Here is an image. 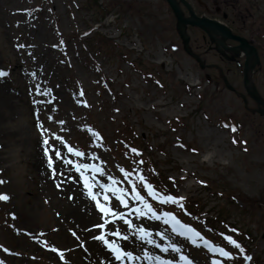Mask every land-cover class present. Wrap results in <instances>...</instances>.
Returning <instances> with one entry per match:
<instances>
[{"label":"rangeland","instance_id":"obj_1","mask_svg":"<svg viewBox=\"0 0 264 264\" xmlns=\"http://www.w3.org/2000/svg\"><path fill=\"white\" fill-rule=\"evenodd\" d=\"M22 1V4L6 9L10 19L0 21V69L11 72L8 84L11 83V90L16 94V103L24 109L20 124L26 123L27 132L30 134L29 138H20L19 132L14 130L15 127L10 122L0 127V195L8 197L7 201L0 199V203L4 204L0 208L2 261L7 264H73L78 259L79 249L84 251L79 237H75V234L78 235L76 226L62 227L59 221L62 214L55 212L46 198L38 196L36 168L31 162H27L30 160L27 151L29 153L30 147L35 146L38 141L40 147L37 146V149L45 156V139H50L58 149L65 148L60 141L55 140V135H59L75 151L84 153L79 161L104 169L106 183L111 184L108 177H113L119 182L117 186L124 190L126 197L127 193H134V182L136 189H140L144 200H147L138 177L143 174L148 178V174L138 164L137 158L130 164L127 155L121 157L117 153L115 135L119 126L128 123L129 127L134 126V131L144 135L145 144L149 147L147 154L153 155L149 160L151 164H157L162 171L168 170L169 173L171 166H178L180 172L174 174L175 179L180 181L190 178L189 182L182 183L181 196L201 197L207 203L206 210L209 213L218 211L223 206L230 207L226 199L213 197L214 190L209 194L203 192L200 181L208 179L220 186L225 185L227 191L240 198L236 200L237 207L232 206L230 209V221L244 229L252 223L257 240L252 253L258 256L264 250V125L259 117L245 109L240 94L245 95L246 92L242 78L237 76L239 74L235 68L230 63L222 62L214 53H206L200 46L201 38L195 36L192 38L191 49L202 54V59L209 65V71L217 78L220 77L217 68L222 69L234 86L236 94L228 91L218 79L212 83L207 82L198 71L197 64L183 51L179 38L177 40L174 35L172 17L166 15L162 0H138L153 2L159 18H155L146 6L144 11L135 10L143 18L132 10L115 22H107L102 27V34L112 41L117 40V47L134 49L135 52H141L142 46H145L136 36L144 34L148 37L144 41L152 44L153 53L164 54L160 61L162 65L154 66L163 89L152 81L145 80L129 64L122 67L121 64L109 62L103 56L91 55L80 36L88 34L98 16L84 10L83 4H86V0H39L37 5L32 0ZM112 1L125 4L126 1L129 2ZM138 1L135 4L143 5ZM235 1L246 5V0ZM259 1L263 4V11L264 0ZM28 7H33L32 11H36L34 7L43 9L45 21L53 35L44 47L55 54V64L47 71L49 79L60 74L64 78L53 89L60 91L59 96L63 103L60 107L62 111L58 113H49L44 107H39V104H34L35 100L42 101V95H36L41 80L37 81L35 87L29 84L19 90L14 88L19 85V74L14 73L17 63H22L28 57L26 45L34 43L30 40L15 42L17 37L24 40L26 36L19 33L13 37L12 34L4 36L1 32L9 31L7 27L12 23V17L18 16L17 11L26 10ZM16 25L19 26V23ZM30 59L33 64L39 61L37 56ZM236 61L242 62L241 59ZM261 61L262 68L255 74V82L264 96V54ZM30 70H34V67L26 72L28 78H31ZM104 82L114 84L113 90L110 87L106 91L102 85ZM81 90L86 93L85 99H81ZM61 92L70 99L75 109L70 105L68 108L64 107ZM21 99L25 101L24 104H21ZM84 101L87 107L84 106ZM248 107L252 110L256 105L250 100ZM27 120L31 122V126H28ZM13 121L17 120L13 117ZM39 125H43L47 131L42 134ZM231 125L238 127L236 132L230 129ZM93 132L98 135L93 136ZM10 148L15 151L11 156ZM96 154L100 161L92 159ZM170 161L173 162L172 165ZM121 168L132 175L125 178ZM133 169L136 171L133 172ZM58 197L61 199L59 194ZM65 198L69 200L66 194ZM65 198L62 199L66 200ZM244 205H249L248 208L255 212L245 213L248 216L243 214L242 218L239 209ZM156 208L160 212L164 209L159 206ZM25 212H29L32 220L22 218ZM205 216L207 217L206 214ZM61 220L65 221L66 218L62 217ZM99 221L97 220V225ZM192 221L194 225L198 224V221ZM199 224H203L202 218L199 219ZM22 231L31 232V238L36 240V244L32 243L35 248L18 243V232ZM100 233L96 230L94 237ZM219 243L237 253L233 264L242 261L244 255L234 244ZM100 246L103 248L101 242ZM48 254H52L53 259L47 257ZM63 258L64 263L61 262Z\"/></svg>","mask_w":264,"mask_h":264},{"label":"bare ground","instance_id":"obj_2","mask_svg":"<svg viewBox=\"0 0 264 264\" xmlns=\"http://www.w3.org/2000/svg\"><path fill=\"white\" fill-rule=\"evenodd\" d=\"M3 1L5 2L2 3ZM22 2V0H0V21L3 22L4 19H10L8 14L6 13V9L15 7L16 5H20L22 4ZM26 17L27 15L12 17V23L9 27H7L9 31L5 30L1 32V34H3L4 36H10L12 34L13 37L17 33H19V35H25L26 39L21 40L17 37L14 41L21 42L25 40H30L35 45H26V53L28 57L24 59L23 63H18L17 65V69H22L23 72H20L16 69L15 73L18 72L19 74V86L14 88H17L19 90L21 88H25L29 84H32L35 87L37 81L44 80L43 84L39 85V90L41 92L47 93L54 89L57 82L64 81V78L61 76V74L58 77L53 76L51 79H49V75H47L48 68L51 67L52 64H55V54L52 51L45 49L44 44L50 41L53 35L46 28L44 22L38 28H31V24L27 22ZM16 23H19V26H17ZM32 56L38 57L39 61L37 64H33L30 61V58ZM31 65L34 67V70L29 71L31 78H28L26 76V72L29 70V68H32ZM40 67H43L42 70H40ZM33 73H35V75H32ZM22 77H25L23 79H26L27 82L26 80H23ZM14 94L15 92L11 90V87L6 85L4 81L0 80V127L4 124H7L8 122L13 123L15 127L14 130L17 133L19 132L18 136H21L20 138H29L30 134H28L27 132L28 127L26 123H23V125L20 124L21 118L24 117V109L22 105L16 103V96H14ZM59 94L60 91L56 90V92L52 94V96H49L47 102L42 104L47 112L58 113L62 111L60 107L63 105V103L60 100ZM61 94L65 97H63V102L65 104L64 107L68 108V105H70L72 108L75 109L70 99L66 98L65 93L61 92ZM48 101H50V103ZM24 103L25 101L21 99V104ZM13 117L17 120L16 122L13 121ZM27 121L28 126H31V122L29 120ZM37 146L40 147V141H38L35 146L30 147L29 153L27 151V154L30 157L31 162L35 165L39 182L42 185L38 195L41 197L48 198L50 203L53 205L55 212H60L62 214L61 218L59 219L62 227L66 225L76 226L78 235L75 234V237H79V242L81 243L80 245H84L85 252L79 249L78 259L73 264H88L87 262H92V264H112L110 254L101 249L99 243L96 241V239H94L97 220L102 218L103 215L98 212V210L95 208V203L87 197L84 189L82 188L79 180L77 179L79 173L76 171L73 165L64 164L63 160H60L56 161V166L58 172L62 168V170L64 171V175H57L55 179H51L46 170L42 168V166L45 165L44 160L48 161V159H43L41 152H39V150L37 149ZM11 149L12 148H10L9 150L10 156L15 154V151ZM59 150L62 157L68 160L75 161L66 150H64L63 148ZM71 178H74L72 182L70 181ZM55 182H58L60 184V187L63 189V196L61 197V199H59L58 196L55 195V192L52 191L51 187L49 186L51 183L54 184ZM65 194L67 195L68 199L71 198L73 201H68L65 198ZM62 198H65L66 200H63ZM62 217H65L66 220L62 221ZM23 218H25V215H23ZM142 219L146 223H149L151 220L150 218ZM127 220L132 221L131 228H129V226L124 222L120 223L119 227L126 229V234L129 237V240L125 241V245L131 252L141 250V246L139 245L140 243H146L153 249H162L155 246L161 245L163 247V243H158L160 240L158 239L159 237L157 236V233H152L151 240L153 241V243H148L140 240L139 237L141 233H139L138 231H133L138 227L145 228V223L143 222V220L135 216ZM23 238L24 237H18L17 239L21 241ZM26 246L34 247L31 243H28L27 241ZM134 254L136 256V252ZM140 256L141 255H139V257ZM47 257L53 259L52 254H48Z\"/></svg>","mask_w":264,"mask_h":264},{"label":"snow or ice","instance_id":"obj_3","mask_svg":"<svg viewBox=\"0 0 264 264\" xmlns=\"http://www.w3.org/2000/svg\"><path fill=\"white\" fill-rule=\"evenodd\" d=\"M20 47H23V45H21ZM32 75H35V73H33ZM7 76H9V72L0 69V79L6 78ZM46 94L47 93L41 92L39 90V87L37 86V91H36L37 96L46 95ZM80 95L81 96L84 95L83 90H81ZM48 102L50 103V101H48ZM41 103H44V101H40V100L34 101V104H41ZM84 106L87 107L88 105L85 103ZM39 127L41 128L42 134L45 131H47L43 128V125H39ZM225 127H227V125H225ZM89 131H91V129H89ZM232 131L234 132V131H236V129L233 128ZM92 134H93V136L98 135V133H95V132H93ZM55 140L60 141V143L63 145V147L67 148V151L69 154L74 155L75 157H78V158H81L84 156L83 152L75 151L70 145H68L65 141H63L62 137H60L59 135H55ZM233 142L235 143V141H233ZM43 145H44V150H45V156L48 158V167L51 170L53 179H55L57 177V175H60V176L64 175V171L62 170V168L58 172V169L56 166V161H60V160H63L64 164L73 165V167L76 169V171L80 174V176L84 182V187L88 191L89 198L95 203V206H96V209L98 210V212L102 213L105 217V224L98 225L99 227L104 228L105 225L109 224V223H112L113 226L115 227L114 219H119V220H123L124 223L127 224L129 226V228H131L132 221L127 220L122 215H119L117 210H116L120 207H123V208L128 207V203H127V200H126L125 195H124V190L120 189L119 192H117V188L113 187V185H118V183H119L118 181H116L113 177L109 176L108 179L111 181V184L100 183L99 181H97L95 179V176L99 175V176L103 177L105 175L104 169L102 167L98 168L96 165H89V164H83L81 166L79 163H75L72 160L65 159L64 157L61 156L60 150L54 144L51 143L50 139H45L43 141ZM131 151L136 156L142 155L136 149H131ZM54 157H55V159H54ZM92 159H98V157H92ZM143 163H144L143 160L138 161L139 165H142ZM120 171L123 173L125 178H128L132 175V173L125 171L123 168H121ZM135 171L136 170L133 169V172H135ZM87 172H93L94 175L86 176L85 173H87ZM138 178L143 183L147 192L153 198H159V203H161V204H167V203L179 204L180 201H182L184 199L183 197L174 198L171 195H168L166 197H159V193L154 189L153 185L149 184L145 180L143 174H141ZM0 182H2V181H0ZM173 183H174V181H173ZM57 187L59 188L60 186L57 185ZM97 189H99V191H97ZM132 190L135 194L136 201L138 203H144V197L136 189V185L134 182H132ZM109 192H112L114 195H117V197L120 201L118 205H113L111 203L110 198L108 196ZM101 197L103 198V202H102ZM0 199L7 200L8 197L6 195H0ZM180 206L183 207L182 204H180ZM144 207H146L148 209V212H145L144 208H135V209H133V211L138 213L141 217L150 215L154 218L159 219L158 213H156L153 210V208L150 204H145ZM108 217H113L114 219L110 220V219H108ZM169 217H171V219L173 221H176L177 223H179V221L176 219L174 214L165 212L164 213V223L165 224L168 223ZM187 230L189 232L195 231L192 228H188ZM133 231H138L139 233H141V235L139 237L141 241L153 243V241L151 240V233H149L146 228H139L138 227L137 229H134ZM233 231H235V230H233ZM109 235L115 236L118 239L123 240V241L129 240V237L127 235H122L119 229H116L115 231H105L103 234L95 236L94 239L101 241L104 244V246L107 248V250L113 253L114 258L117 261H123V259L125 257H127L131 260L135 259V256L133 255L132 252H130V251L126 252L124 250V248L121 247L120 245L116 244L115 241H109L107 238ZM197 236H199L198 233H197ZM187 239H189L190 242L194 246H197L195 240H191V238H187ZM231 243L234 244V246L236 248L243 251L241 246L238 243H236L234 240L231 241ZM155 246L159 247V245H155ZM52 250L57 251V249H55V248H53ZM161 250L162 251H168V249H161ZM171 250L173 252H180V249L177 247H174V246L172 247ZM223 254L226 257L229 256L228 252H224ZM60 255L63 256L62 253H60ZM180 258L185 261V264H191V261H189L187 257L181 256ZM247 259L250 260L251 257H247ZM160 264H172V261H161ZM213 264H215V262H213Z\"/></svg>","mask_w":264,"mask_h":264}]
</instances>
